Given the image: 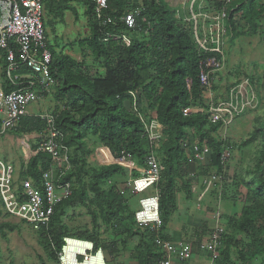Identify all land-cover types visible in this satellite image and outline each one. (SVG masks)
I'll list each match as a JSON object with an SVG mask.
<instances>
[{
	"label": "rangeland",
	"instance_id": "obj_1",
	"mask_svg": "<svg viewBox=\"0 0 264 264\" xmlns=\"http://www.w3.org/2000/svg\"><path fill=\"white\" fill-rule=\"evenodd\" d=\"M53 1L61 14L57 18L53 17V20L49 17L53 26H49L48 33L56 55L66 59L62 75L67 77V85L84 86L94 79L105 77L104 60H98L91 55L87 46L91 27L85 1L71 0L67 6H64L65 0ZM250 1L155 0V5L171 17L175 29L184 34L187 41L197 46L200 62H205L210 57L203 55L197 44L193 13L198 15L200 12L202 15L213 16L221 9H226L224 66L221 71L211 75L210 89L203 90L201 101H196L203 106L199 109L205 110L211 102L225 101L234 86L245 79L250 80L257 98L256 109L236 119L231 126H222L215 134H211L223 143L224 151L230 152V157L222 165L221 170L211 165V152L206 141L200 144L199 136L191 129L186 130L188 138L184 148L186 160L174 162V170L177 169L179 172L174 171L172 204L175 212L169 223H173L175 230L181 229L180 223L185 224L182 226V233L186 235L185 237L192 236L193 242L190 241L192 246L199 241L197 243L202 255H209L214 264H217L216 261L221 258L227 247L230 249V261L240 264L238 252L242 249V245L249 243V238L241 232L239 223L247 218L248 209L256 211L254 203L248 197V186L253 185L251 172L259 160L264 136V0L253 2L257 13L255 19H250L247 15ZM253 30L255 34L247 35ZM202 34L199 30L200 38ZM148 38L149 35L145 33L139 34L138 42L148 41ZM3 73H5L4 67L0 65V90L4 92L7 86L6 81L1 79ZM6 80H8L7 76ZM191 85L192 81L188 80L189 88ZM64 88L52 77V84L43 100L27 107L26 111L30 117L54 111L62 115L64 111H71L74 119L78 120L87 107L82 100L77 102V105H72V100L68 98ZM141 92V89L132 91L125 103L132 112H138L136 108L140 104L142 108L139 109V117L143 123H146V120L154 119L155 110L149 108L148 102L141 98ZM193 100L192 97L191 101ZM101 121L102 117L99 116L95 127L88 130H86L87 125L80 127L83 136L81 145L71 147L76 165V194L70 197L71 200L64 207L65 215L62 220L64 233L65 236L97 240L100 246L110 247V250L116 247L113 254L105 250L108 254L107 264H140L143 257H147L150 253L144 235L152 230L149 227L137 226L143 231L142 236L134 235L132 231L119 237L115 236L114 223L106 219L105 209L100 206L98 196L92 190L94 171L119 164L103 143ZM211 128L210 125H206L204 131H209ZM67 134L71 135L69 131ZM22 135L18 129H13L0 136V157L15 168L17 180L20 179L21 173L27 172L29 161L23 152L24 148L27 152L26 146L23 147V141L26 140V144L31 147L38 142V137L42 136L41 133ZM142 146L148 149L147 151H151L147 142L143 141ZM154 153L159 161L164 158L160 147ZM214 174L222 177L221 182L215 184L213 190L199 202V196L204 191L206 182ZM98 188L101 191H115L120 194L130 212L134 213L139 209L141 196L133 193L125 176L115 177L110 181L101 180ZM152 192L148 191L146 195ZM8 226L14 227V230L10 231ZM219 227H223V239L215 253H210L206 248L207 242ZM163 236L169 238L168 232L165 231ZM46 238L2 212L0 217L2 264H59L58 253ZM203 243L205 247L201 246ZM155 245L156 253L163 254L158 242H155ZM250 264L264 263L260 258H256Z\"/></svg>",
	"mask_w": 264,
	"mask_h": 264
},
{
	"label": "trees",
	"instance_id": "obj_2",
	"mask_svg": "<svg viewBox=\"0 0 264 264\" xmlns=\"http://www.w3.org/2000/svg\"><path fill=\"white\" fill-rule=\"evenodd\" d=\"M71 0H65L64 6H67ZM87 6V17L91 27V35L87 41L88 49L96 59L105 62V77L94 79L86 85H67V77L63 74L66 59L56 55L54 47L48 36V48L53 56L51 76L58 81L68 93V98L72 100V105H77L80 100L84 101L87 109L83 111L78 120L74 119L71 111H64L62 115L52 112L57 116L56 126L65 136V145L70 149V161L73 165V171L68 179L72 183V195L75 196V176L76 165L72 157V146L81 145L83 136L80 127L87 125L86 130L95 127L98 117L101 121V137L103 143L108 147L113 157L117 160L121 158V153L131 154L137 167H143L144 159L150 151L143 146V141L150 145L147 139L145 124L155 120L160 126L161 138L157 143L164 158L160 161L163 167L160 177V217L161 226L158 231H150L145 234V244L150 253L143 257L140 264H158L163 259V254H157L155 242L158 239L168 242L169 239L163 236L166 226L172 214L175 212L173 202V192L175 186L174 162L186 160L185 143L187 141L186 130L191 129L199 136L200 144L206 141V145L211 152V165L221 170V155L224 151L223 143L212 137L221 124L211 125L207 121V116L202 113L192 114L188 117L183 116L182 111L185 108H202L201 94L202 89L199 82V63L200 56L197 46L191 44L185 38L184 34L179 32L173 26L171 17L167 16L165 11L155 5V0H149L145 3V17L150 28L141 25L135 31L125 32L121 25L116 30L119 34H127L131 38L130 47L122 46L119 41H111L107 44L102 41V32L111 31L108 28L101 27L94 15V4L92 0H84ZM254 0L248 3L247 15L250 19H255L257 13L253 4ZM53 0L45 1V26H53L49 17L57 18L61 12L55 6ZM125 0H109L106 15L119 17L126 8ZM51 15V16H50ZM151 15V17H149ZM231 19V18H230ZM149 35L148 41L138 42L139 34ZM255 34V30L249 31L247 35ZM205 58V57H203ZM0 65L4 67L5 73L1 76L6 81L5 94H9L14 87L6 80V62L5 54L0 51ZM25 69H20L18 73H25ZM188 80L192 81L189 88ZM141 89V98L148 102L149 108L154 111V119L146 120L143 123L138 112L129 111L126 101L129 94ZM193 97V101L191 98ZM125 103V104H124ZM206 125L212 127L209 131H204ZM45 121L39 117H24L16 129L23 135L28 133H41L45 130ZM89 127V128H88ZM67 131L71 133L69 136ZM38 144L31 146V151H36ZM153 150V147H149ZM259 160L252 174V186H248L250 201L254 203L256 211L248 209L247 218L239 223L241 232L249 238V243L242 245L238 252L240 264H250L256 258H260L264 263V136L263 147L260 151ZM49 158L46 155H32L27 164V172L21 173L17 183L24 180H32L37 186L40 181L41 173L48 168ZM125 176L129 179V173L121 165L104 167L93 172L92 190L97 194L100 206L105 209L106 219L112 220L115 236H122L129 231L134 235L142 236L143 231L137 228L134 220V213L130 212L125 205L124 198L115 191H101L99 182L101 180H112L115 177ZM137 172L133 177H138ZM164 183L162 184V182ZM190 190V189H189ZM223 193H221V196ZM72 198V196H71ZM60 205L52 219L48 231L37 232L44 237L48 243L52 244L55 251L59 253L63 245L65 236L63 217L65 215L64 207L71 200ZM0 205V217L2 216ZM257 220V221H256ZM10 231L14 227L8 226ZM76 238V237H71ZM85 241H92L96 248H102L107 254H113L116 247H102L97 240L89 238H76ZM115 246V245H114ZM154 249V252H153ZM107 250V251H105ZM228 247L222 253L221 258L216 261L217 264H234L230 261ZM108 255V254H107Z\"/></svg>",
	"mask_w": 264,
	"mask_h": 264
},
{
	"label": "built area",
	"instance_id": "obj_3",
	"mask_svg": "<svg viewBox=\"0 0 264 264\" xmlns=\"http://www.w3.org/2000/svg\"><path fill=\"white\" fill-rule=\"evenodd\" d=\"M46 0H0V51L5 54L6 76L14 87L9 94L0 90V136L16 129L24 117L30 116L27 107L43 100L52 84L51 68L53 56L48 48V30L45 26ZM125 11L119 17L106 15L109 0H92L94 15L101 27L111 31L102 32V41L107 44L119 41L128 48L131 38L119 34L116 30L121 25L125 32L135 31L141 25L150 24L145 17V3L149 0H125ZM193 23L197 32L196 41L203 55L210 57L199 63V82L205 91L210 89L211 75L224 66V39L226 34L227 12L223 8L213 16L193 13ZM203 33L201 38L198 31ZM25 73H18L20 69ZM204 68V69H202ZM250 80L238 82L223 102H211L205 110L185 108L183 116L202 113L211 125L231 126L236 119L250 110L257 108V98L250 85ZM45 121V130L38 137V147L32 152L23 141L24 154L29 159L32 155L43 154L49 158L48 168L41 173L38 186L32 180L17 183L15 168L0 157V205L10 218L27 225L33 232L48 231L56 209L72 196V183L68 179L73 171L70 161V149L65 145V136L57 128V116L53 113L38 115ZM147 139L153 147L144 159L143 167H137L131 154L122 152L119 165L128 170V182L133 193L141 196L139 209L134 214L138 227H149L158 231L161 226L160 182L163 167L154 151L161 138L160 126L155 120L145 124ZM230 157V152L221 155V165ZM137 172L138 177H133ZM221 176L212 175L206 182L205 189L198 201L204 200ZM148 191H153L146 195ZM223 227L217 228L209 237L206 248L211 253L220 247L223 239ZM164 251L163 259L158 264H172L174 260L185 263L192 255L190 243L181 242L176 246L158 239ZM0 247V264H2ZM59 264H107L106 253L96 248L92 241L71 237L63 238V245L57 256Z\"/></svg>",
	"mask_w": 264,
	"mask_h": 264
},
{
	"label": "crops",
	"instance_id": "obj_4",
	"mask_svg": "<svg viewBox=\"0 0 264 264\" xmlns=\"http://www.w3.org/2000/svg\"><path fill=\"white\" fill-rule=\"evenodd\" d=\"M183 225H185V224L180 223L179 228L181 227V229L175 230L173 228V223L167 224L166 231L169 234V238H168L169 241L168 242L171 245L176 246L181 242H187V243H190V241L193 242L192 236L185 237L186 235L182 233V231H183L182 226ZM209 226H211V225H209ZM197 242L199 243V241H197ZM197 242L194 246L191 245L192 246L191 258L183 264H214L209 255H202V253L200 251L201 249H200L199 244ZM201 246L205 247V243L201 244ZM106 258H107V254H106ZM107 263H108V260H107ZM172 264H181V263H178L176 260H174L172 262Z\"/></svg>",
	"mask_w": 264,
	"mask_h": 264
}]
</instances>
